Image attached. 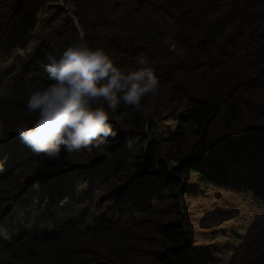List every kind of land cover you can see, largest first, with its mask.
Here are the masks:
<instances>
[{"label": "trees", "instance_id": "16d2710c", "mask_svg": "<svg viewBox=\"0 0 264 264\" xmlns=\"http://www.w3.org/2000/svg\"><path fill=\"white\" fill-rule=\"evenodd\" d=\"M63 1L160 85L107 147L34 153L30 85L78 27L60 0H0V264H264V0Z\"/></svg>", "mask_w": 264, "mask_h": 264}, {"label": "clouds", "instance_id": "9594fccd", "mask_svg": "<svg viewBox=\"0 0 264 264\" xmlns=\"http://www.w3.org/2000/svg\"><path fill=\"white\" fill-rule=\"evenodd\" d=\"M44 69L51 83L30 85L29 117L16 126L20 140L49 160L105 148L116 131L111 117L121 103L138 112H151L142 98L157 95L160 81L147 54L133 64L117 63L110 51L92 44L83 29L62 46L45 50Z\"/></svg>", "mask_w": 264, "mask_h": 264}, {"label": "rangeland", "instance_id": "374dc122", "mask_svg": "<svg viewBox=\"0 0 264 264\" xmlns=\"http://www.w3.org/2000/svg\"><path fill=\"white\" fill-rule=\"evenodd\" d=\"M60 4L63 6V8L66 10V9H68V10H70V8H75V5H73L71 2H68V3H64V1L63 0H60ZM67 10V11H68ZM173 164V163H172ZM150 257H148V258H145L146 259V261H148V259H149ZM137 259L138 260H141V258L140 257H137Z\"/></svg>", "mask_w": 264, "mask_h": 264}, {"label": "water", "instance_id": "95a60500", "mask_svg": "<svg viewBox=\"0 0 264 264\" xmlns=\"http://www.w3.org/2000/svg\"><path fill=\"white\" fill-rule=\"evenodd\" d=\"M66 10H68V9H66ZM68 12H69V15L74 19L75 24L77 25V27L80 28V27L78 26V22H77L76 18L74 17V15H73L69 10H68ZM80 29H81V28H80Z\"/></svg>", "mask_w": 264, "mask_h": 264}]
</instances>
